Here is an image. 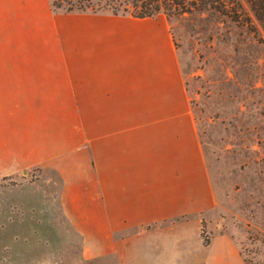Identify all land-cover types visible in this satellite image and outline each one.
I'll list each match as a JSON object with an SVG mask.
<instances>
[{"label":"rangeland","instance_id":"obj_1","mask_svg":"<svg viewBox=\"0 0 264 264\" xmlns=\"http://www.w3.org/2000/svg\"><path fill=\"white\" fill-rule=\"evenodd\" d=\"M241 1L255 31L214 12L135 19L0 0V264H101L98 239L68 215L93 184L85 123L99 115L77 83L177 71L214 198L201 236L225 234L264 264V31Z\"/></svg>","mask_w":264,"mask_h":264},{"label":"crops","instance_id":"obj_2","mask_svg":"<svg viewBox=\"0 0 264 264\" xmlns=\"http://www.w3.org/2000/svg\"><path fill=\"white\" fill-rule=\"evenodd\" d=\"M149 76L77 83L83 110L99 115L85 123L93 184L69 209L75 229L98 239L101 264H245L227 235L201 236L214 198L182 74Z\"/></svg>","mask_w":264,"mask_h":264},{"label":"trees","instance_id":"obj_3","mask_svg":"<svg viewBox=\"0 0 264 264\" xmlns=\"http://www.w3.org/2000/svg\"><path fill=\"white\" fill-rule=\"evenodd\" d=\"M92 0H51L50 6L53 10L64 12L73 11H109L113 15H127L136 19L153 18L159 12L168 16L177 14H192L214 12L225 15L233 21L247 22L255 31V27L244 17L241 0H102L96 7L91 5ZM245 1L254 18L259 22L264 31V0ZM245 14V13H244ZM243 17L245 18L243 20ZM208 244V240H203ZM245 264H252L250 260L243 257Z\"/></svg>","mask_w":264,"mask_h":264}]
</instances>
